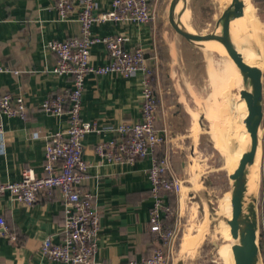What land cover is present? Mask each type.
<instances>
[{"label": "crops", "instance_id": "0c3cea01", "mask_svg": "<svg viewBox=\"0 0 264 264\" xmlns=\"http://www.w3.org/2000/svg\"><path fill=\"white\" fill-rule=\"evenodd\" d=\"M96 1L99 10L111 8L112 0ZM159 1L150 0L156 11V19L152 22L96 23L93 31L99 35H123L128 49L143 47L154 68L159 60L160 41L168 33L159 21ZM252 1L264 16V0ZM80 34L78 11L62 18L54 0H0V67L9 69L0 71V94L23 95L27 102L26 119L2 117L6 144L0 149V181L20 180L25 167H33L38 176L45 173L46 136L67 129L69 116L67 113L52 114L42 107V103L53 95L67 99L73 87L71 75L52 71L57 55L47 48V43ZM90 57L93 64L101 65L108 62L109 53L102 43H97L91 46ZM262 63L264 68V57ZM144 79L143 70L130 77L113 72L89 74L86 78L83 118L97 121L103 128L101 132H88L83 137V156L91 167L81 188L96 195L100 212L101 231L95 264H127L130 260L149 256L162 244L150 228L153 197L148 169L152 164L151 157L119 163L107 161L96 151L100 142L121 138L111 127L141 118ZM65 104L67 106L68 102ZM158 126L163 127L159 119ZM259 133L261 224L264 223V116ZM167 149L166 145H161L156 154ZM62 200L59 190L51 196L41 192L39 200L31 206L17 201L9 192L0 196V214L17 236L12 240L8 235L0 234V264H62L42 251L44 239L51 237L59 241L64 235ZM260 228V263L264 264V231L262 226Z\"/></svg>", "mask_w": 264, "mask_h": 264}, {"label": "built area", "instance_id": "2783aa9c", "mask_svg": "<svg viewBox=\"0 0 264 264\" xmlns=\"http://www.w3.org/2000/svg\"><path fill=\"white\" fill-rule=\"evenodd\" d=\"M54 1L62 18L78 11L81 34L64 40L48 41L47 48L57 55V63L52 71L71 75L73 87L67 99L61 95L49 96L43 101L42 107L55 115L67 113L69 126L46 136L45 173L38 176L33 167H25L20 180L0 181V196L9 192L17 201L31 206L39 200L41 192L51 196L59 190L65 211V232L59 241L51 237L44 239L42 251L44 255L62 264H95L101 231L100 212L95 201L96 195L81 188L86 172L91 167L83 156V137L88 132H101L103 128L97 121L83 118L86 78L89 74L113 72L130 77L143 70L145 79L141 118L111 127L121 138L100 142L96 151L107 161L119 163L151 157L152 164L148 169L153 197L150 228L162 244L149 256L130 260L127 264H168L177 237L176 227H171L167 220L173 214L170 196L181 192L182 180L173 169L169 149L156 154L157 148L167 143L168 131L158 126L159 95L153 82L154 68L143 47L128 49L123 35H99L93 31L96 23H149L156 19V11L150 0H112L111 8L107 10H99L96 0ZM97 43H102L109 53L108 62L101 65L93 64L90 57L91 46ZM4 70L9 69L0 67V71ZM65 101L68 102L67 106ZM4 115L26 119V98L8 92L0 94V149L6 144V130L2 120ZM259 226L264 231V223ZM0 234L8 235L12 240L17 239L2 214Z\"/></svg>", "mask_w": 264, "mask_h": 264}, {"label": "rangeland", "instance_id": "374dc122", "mask_svg": "<svg viewBox=\"0 0 264 264\" xmlns=\"http://www.w3.org/2000/svg\"><path fill=\"white\" fill-rule=\"evenodd\" d=\"M166 1L158 5L159 21L168 33L160 41L153 82L159 122L168 131L165 145L182 180L181 192L170 196L173 214L167 220L177 237L168 264H235L232 247L237 240L221 214L232 205V180L214 141L219 120L229 123L234 116L231 87L221 80L231 62L220 51L204 50L175 32L163 17ZM227 1L185 0L184 9L195 28L209 31ZM248 1L246 13L255 23L260 41L256 53L263 62L264 16ZM257 179L259 185V175Z\"/></svg>", "mask_w": 264, "mask_h": 264}, {"label": "water", "instance_id": "95a60500", "mask_svg": "<svg viewBox=\"0 0 264 264\" xmlns=\"http://www.w3.org/2000/svg\"><path fill=\"white\" fill-rule=\"evenodd\" d=\"M178 1L180 0L166 1L163 17L169 26L189 42L198 43L201 38L219 42L227 50L242 73L243 83L239 96L245 100L248 109V114L245 118V129L248 131V139L236 169L230 173L227 170V174L232 180V217L229 219V224L232 236L237 240V243L232 247L235 264L260 263L261 252L258 241L260 225L259 193L255 202L248 205L249 211L247 214L243 213V207L247 190V163L255 158L257 149L261 144L259 130L264 116L263 71L256 64H250L245 60L240 48L246 47H243L241 43V47L239 48L229 30L232 18L242 16L244 1H227L220 17L216 21L214 29L209 31L199 30L194 26L190 29L186 26L177 25L173 7ZM233 12L235 15L232 16ZM236 123L237 120L233 124V128H235Z\"/></svg>", "mask_w": 264, "mask_h": 264}, {"label": "bare ground", "instance_id": "6f19581e", "mask_svg": "<svg viewBox=\"0 0 264 264\" xmlns=\"http://www.w3.org/2000/svg\"><path fill=\"white\" fill-rule=\"evenodd\" d=\"M243 1L244 7L242 11V16L232 18L229 26L230 34L239 48L241 47V43L243 44V47H246L240 48V51H242L245 60L250 64H256L263 71L262 60L260 56H258V54L256 53L260 44V41L258 39L259 36H257L255 31V23L253 24L251 22V19L250 21L248 20L246 13V8L249 4V1ZM173 11L177 25L186 26L190 29L193 28L192 22L190 20V15L184 9V0L178 1L173 7ZM233 15H235L234 12L232 13V16ZM197 44L204 50L210 49L220 51V53L224 54L231 62V66L226 67L224 74H221V80L223 81V84H226V86L231 87V98L233 101V111L235 118L233 116L234 119L232 118V121H229V123H225L219 120L220 124L216 128L217 131L215 130V134L217 135L216 138H214L215 144L219 146L221 153L226 159L225 164L227 170L230 173L236 169L248 139V131L247 129H245V118L247 117L248 109L245 100L241 99L239 96L243 81L242 73L240 68L232 59V57L228 54L227 50L224 49V47H222L219 42L207 38H201L200 42H198ZM236 120L237 123L235 124V128H233L232 126ZM260 167L261 157L259 145L255 158L253 160L248 161L247 163V190L244 197L243 213H248V205L250 203H254L256 197L258 196L259 185L257 178L260 174ZM226 213L227 216L221 212L225 220L229 222V219H231L232 217V205L227 209ZM256 264H259V262H257Z\"/></svg>", "mask_w": 264, "mask_h": 264}, {"label": "trees", "instance_id": "16d2710c", "mask_svg": "<svg viewBox=\"0 0 264 264\" xmlns=\"http://www.w3.org/2000/svg\"><path fill=\"white\" fill-rule=\"evenodd\" d=\"M153 76H154V74H153Z\"/></svg>", "mask_w": 264, "mask_h": 264}]
</instances>
